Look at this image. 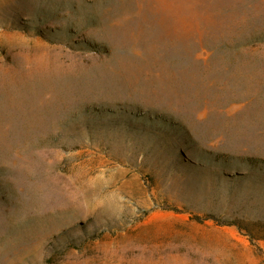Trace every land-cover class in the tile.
<instances>
[{
  "label": "rangeland",
  "instance_id": "1",
  "mask_svg": "<svg viewBox=\"0 0 264 264\" xmlns=\"http://www.w3.org/2000/svg\"><path fill=\"white\" fill-rule=\"evenodd\" d=\"M54 71L0 107V264H264V0H0V83Z\"/></svg>",
  "mask_w": 264,
  "mask_h": 264
},
{
  "label": "bare ground",
  "instance_id": "2",
  "mask_svg": "<svg viewBox=\"0 0 264 264\" xmlns=\"http://www.w3.org/2000/svg\"><path fill=\"white\" fill-rule=\"evenodd\" d=\"M58 74H59V71H54L53 74H51L49 76V78L46 77L44 79H39L40 81L39 80L36 81L35 86L33 84V88H31V86H28L31 83H28L26 86L23 84H20V83L12 84L10 86H7L6 84L0 83V107L2 109L1 112H3V111L7 112L10 107H16L17 109L22 110L24 106L28 105V103L25 101H22V99L24 100V99H28V98H34V97H37L38 95H45L46 93H49V92H52V93L55 92L58 94L59 93L62 94L63 92L68 93V89L70 87L72 89V87H74L75 85L73 83L69 82L67 79H65L64 82L61 84L62 87H57V86L51 84L52 78H54V79L59 78ZM93 86L94 87H100L101 89L106 88L105 85L100 83V82L94 83ZM11 87H13L14 90L11 91V89H10ZM109 88H110V85H109ZM2 118L4 119L5 117L3 116ZM21 120H25V117H22ZM5 146H6L5 144L4 145L2 144L0 149L1 150L6 149Z\"/></svg>",
  "mask_w": 264,
  "mask_h": 264
}]
</instances>
